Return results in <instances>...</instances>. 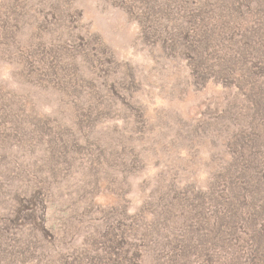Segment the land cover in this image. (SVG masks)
I'll use <instances>...</instances> for the list:
<instances>
[{
    "label": "rangeland",
    "instance_id": "obj_1",
    "mask_svg": "<svg viewBox=\"0 0 264 264\" xmlns=\"http://www.w3.org/2000/svg\"><path fill=\"white\" fill-rule=\"evenodd\" d=\"M7 1L19 4L10 14L21 27L8 41L0 32V98H15L23 113L3 126L0 110V264H203L195 254L176 256L166 233L182 234L180 215L171 226L155 207L170 201L173 181L189 183L190 197L203 194L213 222L211 191L224 188L216 179L230 157L227 132L233 141L242 137L240 125L257 124L246 90L261 85L225 75L253 74L255 60L264 66V29H254L264 24L255 13L258 0L244 2L236 20L222 15L229 0ZM52 8L66 10L68 30ZM182 28L185 37L191 34L185 41L206 52L208 76L200 81L187 51L164 46ZM36 32L69 39L75 78L84 82L77 100L21 74L23 58L14 45ZM97 37L107 62L91 64L83 45ZM128 68L134 76L125 77ZM98 87L96 102L105 111L91 124L76 104L87 109L90 89ZM247 242L234 241L221 259L237 264Z\"/></svg>",
    "mask_w": 264,
    "mask_h": 264
},
{
    "label": "trees",
    "instance_id": "obj_2",
    "mask_svg": "<svg viewBox=\"0 0 264 264\" xmlns=\"http://www.w3.org/2000/svg\"><path fill=\"white\" fill-rule=\"evenodd\" d=\"M142 1L146 3L149 0ZM229 1L225 3V8L222 10L224 18L228 20H231V18H235L234 20L241 18L244 15L243 4L244 2H249V0ZM8 4L9 7L5 8L0 14V32L5 37V41L10 40V38L14 39L15 32L21 27L18 16L16 14L11 16L10 14V11L13 10L12 8L19 4L15 6L12 2L1 0L0 8ZM255 5L257 7L255 13H262L260 16L263 17L264 0L256 1ZM51 10L53 11V16L58 18L59 25L68 30L69 26L68 22H66L68 15L66 14V10H57V8H52ZM163 10L164 8L161 11ZM9 21H12L13 24L10 27H6ZM262 28L264 29V24L263 27L258 26L254 29L259 32ZM31 35L34 38L31 37L22 46L19 42L14 45L18 54H20L19 58H23L21 74L29 77L33 76V83L35 85L41 84L44 87H48L49 85L57 87L60 92L62 91L65 94L64 97H67V99L69 97L70 101L74 96H78L75 97V100H77L82 94L84 82L82 79L75 78L77 66L73 60H75L76 55H74V51L68 44L69 39H63L61 43L57 41L58 38L45 39L38 32ZM216 35L217 33L212 34V36ZM190 36L191 34L189 33L185 37L182 28L180 35L171 34V37L166 38L167 41H164L166 44L164 46L175 50L177 53L187 51V58L193 67L192 72L196 79L200 81L202 78L208 76H206L208 73V60L204 49H198L195 47L196 45L193 46L191 44L192 42L185 41L189 40ZM57 37L59 39L63 38L61 34H58ZM68 37H71L73 40L70 33H68ZM231 38L229 37L228 39L230 40ZM101 46L102 42L98 37L92 38L90 42L83 45L84 51L87 52L86 56L91 55V64L94 62L98 64L102 60L107 62L108 53H105L104 50L100 53L99 47ZM179 46L182 49H179ZM71 47L74 46L72 45ZM64 56H68L69 59ZM248 57L245 55L242 58ZM249 58L253 60L251 57ZM256 63L257 66H261L260 72H258ZM254 64L256 67L253 72L254 75L248 71H242V74H239L237 77H232L231 73H226L225 75L226 80H246L254 85L261 86L260 90L255 87L250 88L249 91L248 89L246 90L248 95L253 96L252 108L256 109V114L252 116L254 119L252 121L253 124L255 121L257 124L250 125L251 130H248V127L244 128L240 125L238 129L242 133V137L235 135L233 141L234 133L228 135L227 132V153L230 157L225 161L224 165L219 167L220 176L216 179L217 184L224 182V188L221 191H211L213 195V207L215 209L212 212V214H215L212 215V218L214 216L212 224L209 225L211 217L205 211V203L202 202L204 197L198 196L203 194H198L195 196L197 200H192L189 191L193 189V186L189 183L183 187H179L173 181L170 189L167 190V192L171 191L170 201L163 204V200H161L155 207L164 211L163 216L165 215L168 222L177 219L175 217L180 215L179 219H181L182 224L179 225V228L182 234L174 229L166 233L167 241L169 240L167 244L174 246V250L178 251L176 253L178 257L182 258L189 254H195L196 257H204L203 264H207L209 259H211L213 264H231L229 257L222 260L221 254L228 250L234 241L239 242V240L247 237L248 242L240 250L237 264H264V66L256 62V60ZM239 69L244 70V68L240 67ZM127 71L125 77L134 76L133 69L128 68ZM223 71L221 69L222 73ZM104 74V77H106L109 72L106 71ZM100 89V87L90 89L88 99H85L89 104L87 109H83L82 106L76 104L78 111H85L83 117L80 118L86 120L87 123H95L105 111L96 102L97 98L102 97ZM123 90L125 89L121 88L120 92ZM110 93L112 97L113 95H118V87L116 86L114 89L110 88ZM14 100L15 98H0V110H2L3 116L2 122L6 123L2 124L3 126H7L9 120L11 122L13 120L17 121L20 117L19 113H23V111L20 112L18 107L17 109L14 108ZM6 109L7 111H5ZM38 121L41 122L42 120ZM13 124L12 122V126ZM43 125L46 127V122ZM169 224L173 225L171 222ZM198 229H200V234L196 239ZM174 231L175 233L170 238L171 233ZM147 235H150V231H148ZM209 251L212 252L209 253Z\"/></svg>",
    "mask_w": 264,
    "mask_h": 264
}]
</instances>
